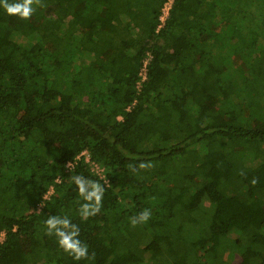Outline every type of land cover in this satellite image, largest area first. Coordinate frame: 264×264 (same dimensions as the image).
Returning a JSON list of instances; mask_svg holds the SVG:
<instances>
[{"label":"trees","instance_id":"obj_1","mask_svg":"<svg viewBox=\"0 0 264 264\" xmlns=\"http://www.w3.org/2000/svg\"><path fill=\"white\" fill-rule=\"evenodd\" d=\"M165 2L0 3V264H264V0Z\"/></svg>","mask_w":264,"mask_h":264},{"label":"clouds","instance_id":"obj_2","mask_svg":"<svg viewBox=\"0 0 264 264\" xmlns=\"http://www.w3.org/2000/svg\"><path fill=\"white\" fill-rule=\"evenodd\" d=\"M0 3L3 4L4 9L9 15H18L22 19L29 18L34 11L32 8L33 0H23V3H9L8 0H0ZM37 4H39V0H37ZM141 167H144V165L141 164ZM255 182L256 181L253 180V183ZM97 199L99 200L100 197H97ZM99 210L100 208H97L96 212H99ZM93 215H95V213H93ZM150 215L151 213L149 210H144L139 214V221L132 219L131 224L135 226L138 223L146 222L150 218ZM65 226H67L66 222ZM46 227L48 234L52 235V229L56 227V220L52 217H49ZM55 235L58 237L59 246L63 248L65 252L72 255L74 259L80 260L87 257L88 248L86 245L81 246L79 240L72 242L71 237L66 236L58 229Z\"/></svg>","mask_w":264,"mask_h":264},{"label":"built area","instance_id":"obj_3","mask_svg":"<svg viewBox=\"0 0 264 264\" xmlns=\"http://www.w3.org/2000/svg\"><path fill=\"white\" fill-rule=\"evenodd\" d=\"M174 1H175V0H166L164 6H163V8H162L161 15H160V17H159V25H158V27H157V32L160 31L162 28H164V26H165V24H166V22H167V20H168V18H169V16H170V11H171V9H172V7H173ZM151 59H152L151 55H150V54H147V57H146V59L144 60V62H143V66H142L141 71H140L141 81L138 83V88H140L141 85H142V83H143L144 81H146V79H147L148 65H149ZM128 110H129V109H128ZM81 156H83V157L85 158V161L91 165V167H92V171H93L94 173H96V174L99 176L100 179L104 180L105 183H108L107 180H105V176H104V173H103V169H102L99 165H97L96 163H94V162H92V161L90 160V157H89V153H88V151L83 152V153L81 154ZM81 156H79V157L77 158V160H79ZM75 164H76V162H70V163H68L67 166H66L67 171L72 170V169L74 168V165H75ZM52 193H53V188H51V190L48 192V194L45 195L44 200H48V199H49V196H50ZM41 207H42V206L39 207V210L41 209ZM4 235H5V234H2V235H1V237H0V242L3 241V239H4Z\"/></svg>","mask_w":264,"mask_h":264},{"label":"rangeland","instance_id":"obj_4","mask_svg":"<svg viewBox=\"0 0 264 264\" xmlns=\"http://www.w3.org/2000/svg\"><path fill=\"white\" fill-rule=\"evenodd\" d=\"M262 171H264V170H262ZM262 171H261L259 174H261V175H262V174L264 173V172H262ZM238 261H239V258L235 259V261L233 262V264H236V263H238Z\"/></svg>","mask_w":264,"mask_h":264},{"label":"bare ground","instance_id":"obj_5","mask_svg":"<svg viewBox=\"0 0 264 264\" xmlns=\"http://www.w3.org/2000/svg\"><path fill=\"white\" fill-rule=\"evenodd\" d=\"M251 91H252V89H251Z\"/></svg>","mask_w":264,"mask_h":264}]
</instances>
